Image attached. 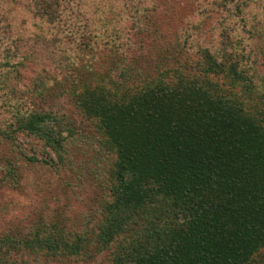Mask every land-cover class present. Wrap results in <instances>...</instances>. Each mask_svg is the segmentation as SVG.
<instances>
[{"label":"trees","instance_id":"16d2710c","mask_svg":"<svg viewBox=\"0 0 264 264\" xmlns=\"http://www.w3.org/2000/svg\"><path fill=\"white\" fill-rule=\"evenodd\" d=\"M74 1L24 4L30 27L41 29L40 35L60 25L71 30L58 45L67 54L59 72L44 71L32 93L44 96L54 87L62 97L72 93L84 119L101 133L98 152L116 159L100 168L91 213L77 221L60 210L59 221L38 224L18 240L0 237V264L11 262V249L34 252L40 261L91 259L90 264H264V75L248 68L254 77L245 89L240 83H246V70L230 60L240 55L228 56L226 50L220 55L201 49L196 62H189L169 58L164 48L152 65L135 60L137 66L119 53L109 33L107 15L115 10L94 3L100 9L97 22L70 28ZM69 36L85 42L83 58L66 53ZM17 72L0 64V90L6 91L0 98L8 97L0 115L10 121L0 131L3 138L35 137L57 157L42 162L81 170L75 146L83 142L82 132L78 136L75 124L49 104L10 97ZM216 77L230 84H218ZM121 79L138 86L130 90ZM72 82L81 89L70 91ZM104 252L108 258H102Z\"/></svg>","mask_w":264,"mask_h":264},{"label":"rangeland","instance_id":"374dc122","mask_svg":"<svg viewBox=\"0 0 264 264\" xmlns=\"http://www.w3.org/2000/svg\"><path fill=\"white\" fill-rule=\"evenodd\" d=\"M26 1L19 4V0H0V64L9 63L18 71L15 74L17 79L12 80L8 92L16 100L33 97L37 105L49 104L52 110L73 122L78 130L77 135L81 132L83 134V142L75 146L79 148L75 150L79 151L76 161L79 164L83 161L84 165L81 170H57L54 161V165L42 162L57 157L39 139L19 134L15 140H10L3 138L0 132V237L8 236L17 240L33 233L38 224L49 223L52 219L54 222L59 221L57 214L60 210H63L64 215L68 212L77 221L81 214L91 213L100 192L99 187L93 188L100 168L110 167V161L114 163L116 159L114 154L98 152L101 133L94 122L89 123L84 119L72 93L63 94L62 97L56 87L52 92L44 93V96L32 93L38 76L43 75L44 71L59 72L58 68L62 67L60 61L67 54L61 53L58 45L60 39L71 30L60 25L40 35L43 31L33 30L30 27L32 23H28L31 14L24 10ZM94 3L100 9L115 10L113 14H106L109 20L107 23L113 29L108 32L120 45L119 53L132 64L138 62L143 67H149L155 58H159V52L164 48L170 49L167 52L169 58L181 57L189 62H196L201 49L220 55L226 50L228 56L232 52L240 55L237 61L235 56H230V60L237 62L241 71L246 70L243 74L246 83H240L245 89L251 85V76L254 77L248 68L264 75V0H75L68 11L69 16L74 17L68 20L70 28L74 23L77 29L86 21L97 22L100 9H96ZM87 13L91 14L89 18L92 16V20L87 18ZM25 16L28 24L24 26L22 23ZM72 38H67L69 48H63L69 50L66 52L69 57L81 55L83 58L85 42ZM48 43H53V47L48 46ZM231 45L234 47L230 48ZM70 62L78 64L77 59H70ZM70 73L72 70L66 72ZM215 80L218 84H230V80L225 77H216ZM121 83L130 90L138 86L134 81L121 79ZM71 85L70 91L81 89L77 83L72 82ZM240 85L237 83V86ZM3 93L6 94V91L0 90V95ZM5 97L8 98H0V105ZM6 117V114L0 115V131L5 130L6 123L10 124ZM101 155L103 158L97 160ZM96 161L102 166H98ZM80 175L85 180L82 183L78 181L79 184L75 177ZM12 251L11 262L8 264L92 262L91 259L86 262L80 259L79 263L76 259L40 261L34 252ZM108 254L104 252L102 258H108Z\"/></svg>","mask_w":264,"mask_h":264}]
</instances>
